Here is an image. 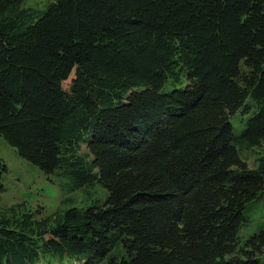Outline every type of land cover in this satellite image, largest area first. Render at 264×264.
I'll return each instance as SVG.
<instances>
[{
    "label": "trees",
    "instance_id": "1",
    "mask_svg": "<svg viewBox=\"0 0 264 264\" xmlns=\"http://www.w3.org/2000/svg\"><path fill=\"white\" fill-rule=\"evenodd\" d=\"M24 1L0 0V136L63 199L0 210V264H264V0Z\"/></svg>",
    "mask_w": 264,
    "mask_h": 264
},
{
    "label": "rangeland",
    "instance_id": "2",
    "mask_svg": "<svg viewBox=\"0 0 264 264\" xmlns=\"http://www.w3.org/2000/svg\"><path fill=\"white\" fill-rule=\"evenodd\" d=\"M52 0H25L24 7H33L36 9H44L45 6ZM187 82L182 84H169L164 91L170 92L174 89H183ZM249 115L243 117L236 115L232 118V123L235 130L240 133L244 129L246 120ZM83 151L86 147L83 146ZM264 152L261 151L258 155L247 154L245 161L250 168L256 166V161L262 157ZM0 158L4 161L7 171L3 173L4 191L0 193V210H5L16 205L24 204L26 208L34 211L43 212L44 216L53 214L62 203V193L59 189V182L44 174L38 167L22 159L17 150L10 146L4 138L0 136ZM98 196H104L103 191L97 187L93 190ZM106 193V192H105ZM247 219L264 222V199L260 200L257 205H250L246 212ZM256 223V224H257ZM115 250H112L109 257L98 262L97 264H110V257L114 255ZM64 264H76L74 260H66Z\"/></svg>",
    "mask_w": 264,
    "mask_h": 264
}]
</instances>
